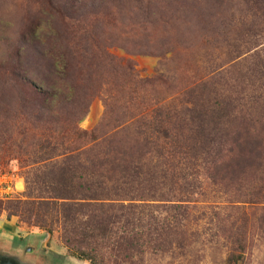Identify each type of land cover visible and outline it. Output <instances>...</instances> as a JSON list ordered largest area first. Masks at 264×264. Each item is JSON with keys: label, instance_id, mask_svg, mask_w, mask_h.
<instances>
[{"label": "rangeland", "instance_id": "obj_1", "mask_svg": "<svg viewBox=\"0 0 264 264\" xmlns=\"http://www.w3.org/2000/svg\"><path fill=\"white\" fill-rule=\"evenodd\" d=\"M253 33L260 36L251 39ZM67 64L68 87L88 101L79 128L102 141H131L141 122L126 116L159 107L181 111L199 87H239L249 76L243 94L251 92L249 72L264 65V0H0V121L7 129L0 144L9 146L0 150V180L23 184L0 204L26 191L27 130L35 111L23 84L61 87ZM107 112L112 116L101 125ZM70 113L71 105L59 117ZM204 181L187 206L186 246L134 264H264V205L236 203L227 184ZM10 221L17 227L13 247L32 248L23 252L26 264L84 263L58 232L19 225L0 210V227L8 229Z\"/></svg>", "mask_w": 264, "mask_h": 264}, {"label": "trees", "instance_id": "obj_2", "mask_svg": "<svg viewBox=\"0 0 264 264\" xmlns=\"http://www.w3.org/2000/svg\"><path fill=\"white\" fill-rule=\"evenodd\" d=\"M65 66L61 87L23 84L35 111L27 130L29 170L23 197L0 204L8 218L58 232L80 261L134 264L146 254L186 246L187 206L204 180L227 184L236 203L264 205V65L250 70V93L243 94L249 76L239 87H199L181 111L159 107L126 116L141 124L131 141L117 143L79 128L88 101L68 87ZM70 105V118L59 117ZM111 116L107 112L101 125ZM6 130L1 120L0 138ZM6 147L0 144L1 151ZM242 222L240 217L236 227Z\"/></svg>", "mask_w": 264, "mask_h": 264}, {"label": "water", "instance_id": "obj_3", "mask_svg": "<svg viewBox=\"0 0 264 264\" xmlns=\"http://www.w3.org/2000/svg\"><path fill=\"white\" fill-rule=\"evenodd\" d=\"M43 237H44V242H45L47 240V235L43 234ZM31 240L32 239H28V244L30 246L35 247L34 243H32ZM13 246L12 245H11V247L0 246V264H26L25 263L26 261L24 260L23 252L28 251V249H29V252H31L32 248H28L27 250H25V251L23 250V252H22L21 249L13 247ZM42 247L43 246H39L38 250H40ZM20 248H22V247H20ZM78 261H80V260H78Z\"/></svg>", "mask_w": 264, "mask_h": 264}, {"label": "crops", "instance_id": "obj_4", "mask_svg": "<svg viewBox=\"0 0 264 264\" xmlns=\"http://www.w3.org/2000/svg\"><path fill=\"white\" fill-rule=\"evenodd\" d=\"M11 223L14 222L10 221L8 222V224L5 225L8 229H4L3 227H0V246L11 247V245L13 246L15 244V240L17 239L15 230L17 229V227H16V222L14 223V227H12L13 225L11 226ZM83 264H89V263L84 262Z\"/></svg>", "mask_w": 264, "mask_h": 264}, {"label": "built area", "instance_id": "obj_5", "mask_svg": "<svg viewBox=\"0 0 264 264\" xmlns=\"http://www.w3.org/2000/svg\"><path fill=\"white\" fill-rule=\"evenodd\" d=\"M3 178L5 179L6 177ZM19 186H21V188L23 187L21 180H17L15 183H13V181H10L9 183L1 182L0 180V199L8 198L10 195L20 191Z\"/></svg>", "mask_w": 264, "mask_h": 264}, {"label": "flooded vegetation", "instance_id": "obj_6", "mask_svg": "<svg viewBox=\"0 0 264 264\" xmlns=\"http://www.w3.org/2000/svg\"><path fill=\"white\" fill-rule=\"evenodd\" d=\"M18 243V242H17ZM19 244H21V242L20 243H18L17 245L19 246Z\"/></svg>", "mask_w": 264, "mask_h": 264}]
</instances>
